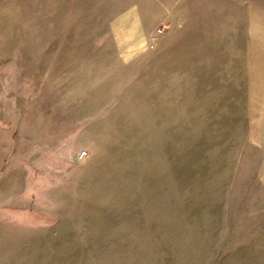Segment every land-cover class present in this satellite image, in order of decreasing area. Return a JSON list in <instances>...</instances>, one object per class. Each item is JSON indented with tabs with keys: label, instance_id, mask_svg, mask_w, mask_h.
I'll return each mask as SVG.
<instances>
[{
	"label": "rangeland",
	"instance_id": "374dc122",
	"mask_svg": "<svg viewBox=\"0 0 264 264\" xmlns=\"http://www.w3.org/2000/svg\"><path fill=\"white\" fill-rule=\"evenodd\" d=\"M169 2L0 0V264H264V0Z\"/></svg>",
	"mask_w": 264,
	"mask_h": 264
},
{
	"label": "crops",
	"instance_id": "0c3cea01",
	"mask_svg": "<svg viewBox=\"0 0 264 264\" xmlns=\"http://www.w3.org/2000/svg\"><path fill=\"white\" fill-rule=\"evenodd\" d=\"M211 1V2H210ZM218 0H170L169 18L170 19H188L196 15L195 12L212 11L214 2ZM223 1V0H222ZM239 2L240 0H233Z\"/></svg>",
	"mask_w": 264,
	"mask_h": 264
},
{
	"label": "built area",
	"instance_id": "2783aa9c",
	"mask_svg": "<svg viewBox=\"0 0 264 264\" xmlns=\"http://www.w3.org/2000/svg\"><path fill=\"white\" fill-rule=\"evenodd\" d=\"M156 33H157V35H161V34H163V33H164V27H160V28H158V29L156 30ZM82 157H83V154H80V155H78L77 158H82Z\"/></svg>",
	"mask_w": 264,
	"mask_h": 264
}]
</instances>
